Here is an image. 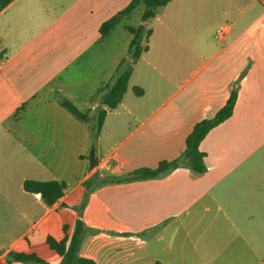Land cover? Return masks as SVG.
Returning a JSON list of instances; mask_svg holds the SVG:
<instances>
[{
    "label": "crops",
    "instance_id": "obj_1",
    "mask_svg": "<svg viewBox=\"0 0 264 264\" xmlns=\"http://www.w3.org/2000/svg\"><path fill=\"white\" fill-rule=\"evenodd\" d=\"M131 1L15 0L0 13V264H9L10 251L58 264L44 242L55 223L73 233L78 214L65 200L78 192L72 202L80 203L96 175L121 177L178 158L194 126L213 118L238 83L233 115L200 144L206 172L178 168L98 187L83 215L98 231L86 234L80 254L96 264H264V0H172L160 8L148 23L149 50L94 145L92 123L60 101L96 109L93 95L127 55V27L141 25L145 6L105 37L100 28ZM30 179L64 183L63 197L47 205L25 191Z\"/></svg>",
    "mask_w": 264,
    "mask_h": 264
},
{
    "label": "trees",
    "instance_id": "obj_2",
    "mask_svg": "<svg viewBox=\"0 0 264 264\" xmlns=\"http://www.w3.org/2000/svg\"><path fill=\"white\" fill-rule=\"evenodd\" d=\"M13 1L15 0H0V13ZM171 1L132 0L125 9L119 11L102 24L100 33L102 37H105L138 6H145L141 25L138 27H127L133 34L127 55L122 59L109 82L100 87L93 95L92 102L98 104L95 110L83 112L66 98L60 101L62 107L67 109L78 121L92 123L91 139L94 145H96L100 136L108 112L118 108L122 103L128 91L135 63L149 50V39L152 35V29L149 28L148 23L157 16L160 8L167 6ZM238 91L239 83L233 87L226 104L213 118L204 119L194 126L186 138V148L178 158L171 161L163 160L156 168H139L121 177L107 176L100 178L96 175L84 184L85 193L80 203L74 204L72 202L77 197L78 192L71 194L65 200L64 206L72 207L78 214L73 233H70L68 224L55 223L51 226L46 238L48 247L61 258L58 264H96L93 259L83 257L80 254V248L86 234L98 231L88 227L83 220L84 211L90 196L98 187L106 184H122L162 178L178 168H188L196 174L206 172V154L200 150V144L212 129L233 115L238 100ZM134 93L137 96H142L144 90L140 87H134ZM65 188L64 183L55 180L44 182L30 179L24 182L25 191L39 194L47 205H52L63 197ZM7 263L50 264L35 252L18 251H10L7 254Z\"/></svg>",
    "mask_w": 264,
    "mask_h": 264
},
{
    "label": "rangeland",
    "instance_id": "obj_3",
    "mask_svg": "<svg viewBox=\"0 0 264 264\" xmlns=\"http://www.w3.org/2000/svg\"><path fill=\"white\" fill-rule=\"evenodd\" d=\"M12 235H14V232L11 230V227H8V231H7V237H8V239L11 238ZM44 246H45L46 250L51 253L52 256H54L56 258L58 257V255L48 247V245L46 244V242H44ZM36 251L39 254H41V255H46L45 254V251L41 247H39L38 243H37V246H36ZM47 257H49V256H47ZM12 264H23V263H12Z\"/></svg>",
    "mask_w": 264,
    "mask_h": 264
},
{
    "label": "water",
    "instance_id": "obj_4",
    "mask_svg": "<svg viewBox=\"0 0 264 264\" xmlns=\"http://www.w3.org/2000/svg\"><path fill=\"white\" fill-rule=\"evenodd\" d=\"M90 168L93 169L96 166V150L93 148L89 156Z\"/></svg>",
    "mask_w": 264,
    "mask_h": 264
},
{
    "label": "built area",
    "instance_id": "obj_5",
    "mask_svg": "<svg viewBox=\"0 0 264 264\" xmlns=\"http://www.w3.org/2000/svg\"><path fill=\"white\" fill-rule=\"evenodd\" d=\"M224 36V29H219L218 32H217V37L218 38H223Z\"/></svg>",
    "mask_w": 264,
    "mask_h": 264
}]
</instances>
